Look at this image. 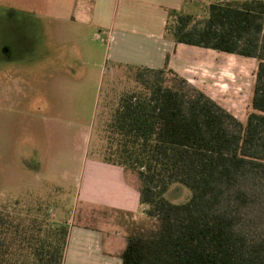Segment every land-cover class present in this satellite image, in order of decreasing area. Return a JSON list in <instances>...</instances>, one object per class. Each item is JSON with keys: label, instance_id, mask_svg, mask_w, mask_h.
I'll list each match as a JSON object with an SVG mask.
<instances>
[{"label": "trees", "instance_id": "16d2710c", "mask_svg": "<svg viewBox=\"0 0 264 264\" xmlns=\"http://www.w3.org/2000/svg\"><path fill=\"white\" fill-rule=\"evenodd\" d=\"M170 14L174 42L256 60L251 110L241 121L171 69V84L119 99L106 160L135 173L145 218L126 235L121 264H264V0ZM177 183L190 194L173 202L165 194ZM25 219L0 213V264H62L67 228L46 240Z\"/></svg>", "mask_w": 264, "mask_h": 264}, {"label": "rangeland", "instance_id": "374dc122", "mask_svg": "<svg viewBox=\"0 0 264 264\" xmlns=\"http://www.w3.org/2000/svg\"><path fill=\"white\" fill-rule=\"evenodd\" d=\"M73 2L0 0V213L8 212L13 223L34 219L46 240L66 227L65 251L93 247L95 232L122 224L127 235L145 221L97 204L111 185L104 165H119L106 160L115 147L109 124L122 96L173 81L165 68L112 72L107 34L83 26V13L71 18ZM183 10L206 14L197 2ZM221 55L210 57L212 65L220 59V82L230 83L232 74L235 83L251 77L253 60ZM247 89L225 86L217 96L241 121L251 110L249 94L242 93ZM189 194L177 183L165 195L180 202ZM83 229L90 232L78 235Z\"/></svg>", "mask_w": 264, "mask_h": 264}, {"label": "crops", "instance_id": "0c3cea01", "mask_svg": "<svg viewBox=\"0 0 264 264\" xmlns=\"http://www.w3.org/2000/svg\"><path fill=\"white\" fill-rule=\"evenodd\" d=\"M212 1L223 0H74L67 14L72 18L78 16V13H83L86 15V18L81 20L83 26L95 27L107 34L111 47L110 59L113 62L112 72L141 68L172 69L222 105L217 96H222L225 86L236 87L238 90L248 88L242 93L251 96L256 66L247 81L245 78L244 81L235 83L232 74L228 80L230 83L225 79L220 82V59L212 65L210 57L223 54L222 60L227 57L243 58L253 60L255 64L256 60L201 46L176 43L167 34L166 29L173 17L171 12L200 15L184 11L183 7L188 3L197 2L203 4L206 9ZM104 166L110 168L108 175L111 185L107 198L102 200L97 197V204H105L115 212L120 209L125 218L132 220L144 217L143 206L139 203L136 178H132L121 165ZM118 225L119 228L107 229L104 235L94 231L96 236L93 247L81 249L82 246H76L72 251L64 249L62 264H121L120 252L125 245L126 234L124 226ZM80 232L84 234L90 231L77 230L78 235H81ZM70 236L71 232L67 246ZM69 249L68 246L67 250Z\"/></svg>", "mask_w": 264, "mask_h": 264}]
</instances>
